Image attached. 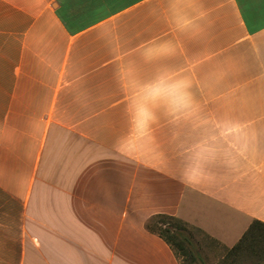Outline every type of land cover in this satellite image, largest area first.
Here are the masks:
<instances>
[{
	"label": "crops",
	"instance_id": "1",
	"mask_svg": "<svg viewBox=\"0 0 264 264\" xmlns=\"http://www.w3.org/2000/svg\"><path fill=\"white\" fill-rule=\"evenodd\" d=\"M162 74L195 106L153 109ZM154 214L264 222V0H0V264H181Z\"/></svg>",
	"mask_w": 264,
	"mask_h": 264
},
{
	"label": "trees",
	"instance_id": "2",
	"mask_svg": "<svg viewBox=\"0 0 264 264\" xmlns=\"http://www.w3.org/2000/svg\"><path fill=\"white\" fill-rule=\"evenodd\" d=\"M144 226L148 231L160 236L170 246L181 264L196 262L203 245H206L205 241L219 243L201 229L172 215L154 214ZM258 242L264 244V222L255 219L237 243L229 248V252L237 250L241 253L245 250H252Z\"/></svg>",
	"mask_w": 264,
	"mask_h": 264
},
{
	"label": "clouds",
	"instance_id": "3",
	"mask_svg": "<svg viewBox=\"0 0 264 264\" xmlns=\"http://www.w3.org/2000/svg\"><path fill=\"white\" fill-rule=\"evenodd\" d=\"M173 78L162 74L155 81L145 83L141 86V91L146 92L154 101L153 109L161 106V104L170 112L186 110L195 106V101L189 89L191 82L183 76ZM166 79H172V83L161 88V84ZM133 124L138 135L147 136L150 134V126L157 119L155 111H149L139 104L138 99H133ZM189 181H195L197 176L190 174Z\"/></svg>",
	"mask_w": 264,
	"mask_h": 264
},
{
	"label": "rangeland",
	"instance_id": "4",
	"mask_svg": "<svg viewBox=\"0 0 264 264\" xmlns=\"http://www.w3.org/2000/svg\"><path fill=\"white\" fill-rule=\"evenodd\" d=\"M199 259L192 264H264V244L258 242L252 250L229 252L224 245L205 241ZM189 261V259L187 260ZM189 263V262H188Z\"/></svg>",
	"mask_w": 264,
	"mask_h": 264
}]
</instances>
